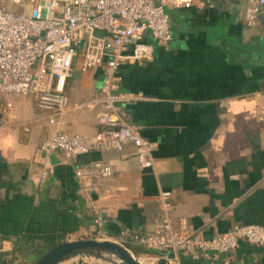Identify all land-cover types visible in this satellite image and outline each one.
Here are the masks:
<instances>
[{"label":"crops","instance_id":"crops-1","mask_svg":"<svg viewBox=\"0 0 264 264\" xmlns=\"http://www.w3.org/2000/svg\"><path fill=\"white\" fill-rule=\"evenodd\" d=\"M171 10L174 39L154 40L153 56L124 63L123 103L129 122L156 142L154 168L135 148L103 149L64 163L55 155L40 181L41 145L56 130L93 135L102 106L73 108L98 96L103 69L75 64L66 92L71 108L53 110L10 93L0 108V264H32L34 245L82 237L119 241L123 229L151 232L160 219L156 197L172 192V214L205 238L236 224L264 225V19L245 22L242 0ZM112 168L96 176L95 163ZM102 215L103 226L97 222ZM142 254V253H141ZM142 255L158 264L155 252ZM198 254L183 264H264V244L241 241L217 259Z\"/></svg>","mask_w":264,"mask_h":264},{"label":"built area","instance_id":"built-area-1","mask_svg":"<svg viewBox=\"0 0 264 264\" xmlns=\"http://www.w3.org/2000/svg\"><path fill=\"white\" fill-rule=\"evenodd\" d=\"M245 22L264 19V0H242ZM226 0H0V108L7 114L10 93L29 95L39 106L53 110L56 122L71 108L66 92L75 64L83 71L102 68L103 82L98 96L73 108L99 103L101 130L93 135L56 130L41 145L40 181L46 185L54 163L53 155L70 163L79 155L103 149L123 150L132 145L139 164L154 168L156 142L144 138L132 125L123 103L134 94L122 88L121 66L143 62L153 56L150 40L167 46L174 39L171 10L224 5ZM96 176H109V164L95 163ZM160 219L151 232L123 229L118 241L143 249L157 250L165 264H183L198 254L217 259L246 241L264 244V225L234 224L210 238L190 229L187 217L172 214V192L162 190L156 197ZM97 222L103 226L102 215ZM130 249V248H129ZM131 250V249H130ZM132 251V250H131ZM133 252V251H132ZM141 262L145 256H136ZM143 263V262H142ZM144 264V263H143ZM227 264H230L227 260Z\"/></svg>","mask_w":264,"mask_h":264},{"label":"water","instance_id":"water-1","mask_svg":"<svg viewBox=\"0 0 264 264\" xmlns=\"http://www.w3.org/2000/svg\"><path fill=\"white\" fill-rule=\"evenodd\" d=\"M55 155L52 156L54 160ZM32 264H143L116 240L82 237L49 247Z\"/></svg>","mask_w":264,"mask_h":264},{"label":"trees","instance_id":"trees-1","mask_svg":"<svg viewBox=\"0 0 264 264\" xmlns=\"http://www.w3.org/2000/svg\"><path fill=\"white\" fill-rule=\"evenodd\" d=\"M56 245V243H52V244H48L46 246V248H40V245H34L35 249L38 250V252L40 254H42L43 252H45L49 247ZM128 247L133 251V253L135 254V256L140 255L141 253H147V252H157V250H153V249H143L135 244H128ZM158 264H165V262L163 260H159ZM190 264H194V262L191 261Z\"/></svg>","mask_w":264,"mask_h":264},{"label":"rangeland","instance_id":"rangeland-1","mask_svg":"<svg viewBox=\"0 0 264 264\" xmlns=\"http://www.w3.org/2000/svg\"><path fill=\"white\" fill-rule=\"evenodd\" d=\"M142 262L144 264H152V262H151V260L149 258H146V259L142 260Z\"/></svg>","mask_w":264,"mask_h":264}]
</instances>
